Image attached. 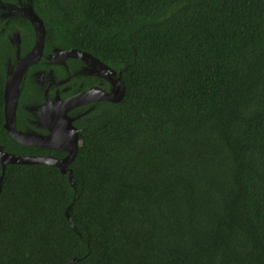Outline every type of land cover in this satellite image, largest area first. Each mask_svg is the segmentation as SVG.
Wrapping results in <instances>:
<instances>
[{"label": "trees", "instance_id": "trees-1", "mask_svg": "<svg viewBox=\"0 0 264 264\" xmlns=\"http://www.w3.org/2000/svg\"><path fill=\"white\" fill-rule=\"evenodd\" d=\"M32 1L124 95L80 123L74 186L6 164L0 264H264V0ZM2 122L0 83V143L28 153Z\"/></svg>", "mask_w": 264, "mask_h": 264}, {"label": "flooded vegetation", "instance_id": "flooded-vegetation-1", "mask_svg": "<svg viewBox=\"0 0 264 264\" xmlns=\"http://www.w3.org/2000/svg\"><path fill=\"white\" fill-rule=\"evenodd\" d=\"M30 4L41 18L32 0H0V83L3 99L6 76L15 72L21 59L33 51L36 43L35 28L29 19ZM23 20H27L29 27ZM78 51L84 52L58 46L45 37L41 54L26 66L20 82L15 126L23 141L19 143L26 146L28 153L17 155L64 157L67 153L64 148L72 145L76 135L78 143L80 141L79 125L84 116L96 106L95 103L105 101L91 98L101 92L123 88L120 75L108 71L96 57L93 59ZM88 91L93 95L89 93L83 98H75ZM0 148V160L3 161L6 144L0 143Z\"/></svg>", "mask_w": 264, "mask_h": 264}, {"label": "water", "instance_id": "water-1", "mask_svg": "<svg viewBox=\"0 0 264 264\" xmlns=\"http://www.w3.org/2000/svg\"><path fill=\"white\" fill-rule=\"evenodd\" d=\"M30 22L34 25L35 32H36V43L29 54H27L24 58L21 59L20 63L17 65V68L14 73L8 74L6 76V81L4 83V103H3V115H4V123L3 127L5 130L10 134L12 138L17 140L18 142H23L21 139V133L16 129L15 120H16V107L18 102V97L20 93V82L22 79V75L26 69V66L30 61H34L42 52L43 42L45 38V27L43 20L34 12L32 5L30 4V15H29ZM80 52V51H78ZM83 55L93 57L89 53L80 52ZM96 60V59H95ZM98 62H100L98 60ZM101 63V62H100ZM105 68L108 71L113 72L111 68L105 65ZM93 95L91 91L82 92L75 96V98H83L84 95L87 94ZM124 95V87L121 89L116 88L113 89L111 92H101L98 96H93L91 99H102L109 102H118L123 98ZM78 136L76 135L72 145H68L69 147L64 148L66 149L67 153L62 158H57L53 156L43 157V156H21L12 153H4V159L1 161V174H0V189H1V180L4 176L5 165L7 163H46L52 166L57 167L60 172L63 174L68 173V179L72 186H74L73 179H72V172L69 169V164L74 159L77 148H78ZM2 149L0 148V154L2 153ZM3 158V157H2ZM68 216V213H67ZM76 258H72L68 261L67 264H72Z\"/></svg>", "mask_w": 264, "mask_h": 264}]
</instances>
